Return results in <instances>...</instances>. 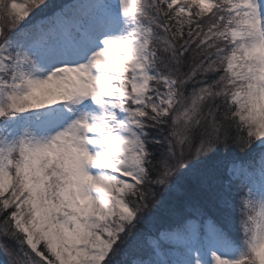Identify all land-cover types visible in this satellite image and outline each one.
<instances>
[{
    "label": "snow or ice",
    "instance_id": "1",
    "mask_svg": "<svg viewBox=\"0 0 264 264\" xmlns=\"http://www.w3.org/2000/svg\"><path fill=\"white\" fill-rule=\"evenodd\" d=\"M0 253L264 264V0H0Z\"/></svg>",
    "mask_w": 264,
    "mask_h": 264
},
{
    "label": "rangeland",
    "instance_id": "2",
    "mask_svg": "<svg viewBox=\"0 0 264 264\" xmlns=\"http://www.w3.org/2000/svg\"><path fill=\"white\" fill-rule=\"evenodd\" d=\"M55 0H53L54 2ZM55 3L59 4V1L56 0ZM66 4V3H65ZM234 223L238 221V217H234ZM8 257H6L3 253H0V264H7Z\"/></svg>",
    "mask_w": 264,
    "mask_h": 264
},
{
    "label": "trees",
    "instance_id": "3",
    "mask_svg": "<svg viewBox=\"0 0 264 264\" xmlns=\"http://www.w3.org/2000/svg\"><path fill=\"white\" fill-rule=\"evenodd\" d=\"M55 1H56V0H55ZM55 1H54V3H55ZM58 1H59V4H61V3H63V2L65 3L67 0H58ZM174 195H175V194L170 195V196H169V199H170V200L173 199V198H174Z\"/></svg>",
    "mask_w": 264,
    "mask_h": 264
}]
</instances>
